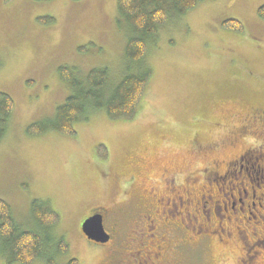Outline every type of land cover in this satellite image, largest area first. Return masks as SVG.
<instances>
[{
	"label": "rangeland",
	"instance_id": "374dc122",
	"mask_svg": "<svg viewBox=\"0 0 264 264\" xmlns=\"http://www.w3.org/2000/svg\"><path fill=\"white\" fill-rule=\"evenodd\" d=\"M260 6L264 0H204L169 16L147 43L140 65L151 75L134 115L112 119L100 109L76 122L73 135H31L27 127L52 118L70 93L60 66L75 67L81 76L105 67L110 85L138 66L126 60L127 32L118 21L117 0H0V92L14 102L0 140V199L17 226L46 238L31 203L47 201L59 217L48 231L54 241L64 238V258L103 264L104 249L90 244L80 229L91 209H108L105 227L113 216L121 234L135 241L146 221L136 216L151 212L163 233L193 238L183 264H264V239L253 232L255 221L241 215L227 221L230 208L223 205L221 212L216 203L233 197V210L239 203L235 183L243 173L238 165L229 171L225 165L254 137L246 127L237 128L250 103L264 105ZM229 19L240 21L243 31L224 28ZM132 195L142 204L126 219L121 211L130 208ZM208 195L202 209L198 201ZM5 248L0 236V264H22L8 263ZM45 251L29 264H47L49 256L62 262L52 243Z\"/></svg>",
	"mask_w": 264,
	"mask_h": 264
},
{
	"label": "trees",
	"instance_id": "16d2710c",
	"mask_svg": "<svg viewBox=\"0 0 264 264\" xmlns=\"http://www.w3.org/2000/svg\"><path fill=\"white\" fill-rule=\"evenodd\" d=\"M202 1L204 0H117L118 21L124 24L127 32L124 49L126 60L138 66L137 69L128 70L117 83L110 85V74L105 67L93 68L81 76L76 73L75 67L60 66L59 77L70 93L64 102L56 107L52 118L29 125L27 133L38 135L51 130L73 135L76 122H81L90 113L100 109L112 119L129 118L134 115L151 75L148 67L140 65L147 43L154 38L159 26L169 16L183 14ZM257 13L264 21V6H260ZM222 25L234 32L243 31V25L235 19L225 20ZM13 105L11 96L0 92V140L7 130ZM31 211L36 224L44 227L46 238L35 230L20 229L12 216L10 206L0 199V236L6 244L5 256L8 263L11 261L32 263L46 253L45 245L48 243L53 244L54 254L68 252L64 238L54 241V237L48 231V228L59 219L49 203L33 200ZM47 264H56L55 257L49 256ZM67 264L79 262L75 258H70Z\"/></svg>",
	"mask_w": 264,
	"mask_h": 264
},
{
	"label": "flooded vegetation",
	"instance_id": "af4514ba",
	"mask_svg": "<svg viewBox=\"0 0 264 264\" xmlns=\"http://www.w3.org/2000/svg\"><path fill=\"white\" fill-rule=\"evenodd\" d=\"M249 110L250 112L247 116H242V124L237 128L246 127L248 133H252L254 137L249 139L250 142L248 146L237 158L227 162L225 165L226 171L230 170V165H238L239 174L242 176L243 173V180L239 183H235L237 185H235V187H237L236 193L239 195V198H237L239 203L237 202L238 205L234 210L231 208L233 197H225L224 199L216 201V203L221 207V212L223 205L230 208V210H226L223 216L227 221H237L240 218L239 215L243 218L247 217L248 219H253L257 225L252 227L253 232L257 234L256 237L259 236L264 239V105L250 103ZM196 141L200 146L199 148H202L203 146L200 140L196 139ZM257 143L258 149L255 150ZM208 148L213 149L211 146ZM249 152L250 154H248ZM247 183H249L250 189L245 185ZM132 196L134 201L126 205L130 207V211L129 209L121 211L123 217L126 219L133 218L134 214L131 209H140V206L137 207L138 201L142 204V198H138L136 195ZM236 196H234V198ZM210 199L211 196L208 195L206 201H198V206L203 209L204 206L210 203ZM208 200L209 202H207ZM210 208H212V212L215 213V207L212 206ZM245 211H247L246 214L244 213ZM96 212L102 214L104 229L110 235L109 240L100 243L92 241L83 234L82 235L94 247H102L104 249L103 264H183L184 256L187 254L184 250L190 246L189 243L193 238H185L182 233H163L161 229L155 227L156 224L151 212L142 215H140V213L136 216L139 221L146 220L143 226L145 227V232L141 233L136 241L135 237L129 236L127 233L125 235L121 234L120 229H117V224L112 223V221L115 220L113 216L111 217L113 220L110 221L109 228L105 227V221L108 216L110 217L109 210L105 207L98 206L92 208L87 217ZM201 213L203 214L204 210H202ZM215 214L214 216H216ZM207 220H209L208 215ZM139 223L140 222H133V225ZM117 235H119L120 241H115ZM195 240L197 244L192 245H195L194 247L196 248L198 247L197 245H199V241L198 238ZM202 240L204 239L202 238ZM123 243H127V246ZM113 244L117 245V248H114ZM64 255L65 254H61L62 262L56 261V264L68 263L70 258H64Z\"/></svg>",
	"mask_w": 264,
	"mask_h": 264
},
{
	"label": "water",
	"instance_id": "95a60500",
	"mask_svg": "<svg viewBox=\"0 0 264 264\" xmlns=\"http://www.w3.org/2000/svg\"><path fill=\"white\" fill-rule=\"evenodd\" d=\"M80 229L86 238L95 242L104 243L110 238V235L104 229L102 214L99 212L86 217L82 221Z\"/></svg>",
	"mask_w": 264,
	"mask_h": 264
}]
</instances>
